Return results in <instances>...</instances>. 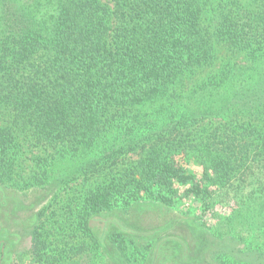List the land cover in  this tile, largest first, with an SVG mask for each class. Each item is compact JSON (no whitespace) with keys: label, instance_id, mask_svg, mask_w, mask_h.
Returning <instances> with one entry per match:
<instances>
[{"label":"trees","instance_id":"obj_1","mask_svg":"<svg viewBox=\"0 0 264 264\" xmlns=\"http://www.w3.org/2000/svg\"><path fill=\"white\" fill-rule=\"evenodd\" d=\"M112 1L0 0V116L15 127L0 124V173L15 160L16 130L63 155L96 146L80 166L98 177L85 218L147 182L164 200L228 202L204 247L173 241L180 264H264V71L226 63L198 77L215 41L264 63V0ZM217 115L232 118L191 128ZM257 234L263 243L243 249L254 260L215 250L216 236Z\"/></svg>","mask_w":264,"mask_h":264},{"label":"rangeland","instance_id":"obj_2","mask_svg":"<svg viewBox=\"0 0 264 264\" xmlns=\"http://www.w3.org/2000/svg\"><path fill=\"white\" fill-rule=\"evenodd\" d=\"M103 1L114 5L112 0ZM213 46V62L198 77L215 73L226 63L247 74L254 69L264 71L262 60L252 58L246 50L220 41ZM161 118L165 122L171 115ZM229 118L232 117H209L191 128ZM0 124L15 129L9 115H1ZM15 133V160H6L9 166L0 173V245L5 243L3 254L0 249V264H180V248L173 241H186L192 250L204 247L210 241L216 211L226 213L229 209L225 202L219 209L206 210L201 204L178 201L169 193H164L168 197L164 200L160 190L147 182L145 189L118 197L109 210L85 218L84 201L97 185L98 177L87 178L80 173V166L91 161L84 156L91 157L100 149L95 146L90 153L63 155L64 146L62 152L59 143L40 141L30 132ZM112 135L120 136L116 131ZM134 160H119L118 164ZM186 219L205 223L206 234ZM214 238L216 252L227 250L247 260H254L258 254L251 251L253 247L244 251V246L253 244L258 248L263 243L258 234ZM233 259L226 260L241 263Z\"/></svg>","mask_w":264,"mask_h":264},{"label":"flooded vegetation","instance_id":"obj_3","mask_svg":"<svg viewBox=\"0 0 264 264\" xmlns=\"http://www.w3.org/2000/svg\"><path fill=\"white\" fill-rule=\"evenodd\" d=\"M0 249H1V254L4 253V249H5V243L0 245Z\"/></svg>","mask_w":264,"mask_h":264}]
</instances>
